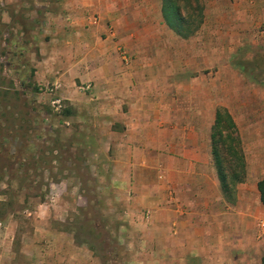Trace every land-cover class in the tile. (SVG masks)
Listing matches in <instances>:
<instances>
[{
    "label": "crops",
    "instance_id": "1",
    "mask_svg": "<svg viewBox=\"0 0 264 264\" xmlns=\"http://www.w3.org/2000/svg\"><path fill=\"white\" fill-rule=\"evenodd\" d=\"M209 3L188 39L165 26L160 0L44 6L35 79L66 101L79 97L63 91V80L81 83L84 92L91 86L89 103L108 125L96 138L106 161L112 155L119 264H261L264 257L257 237L264 77L234 62L241 49L264 51V0ZM218 107L233 119L246 165L234 204L223 198L211 154ZM20 253L24 264H104L72 230L47 219L23 239Z\"/></svg>",
    "mask_w": 264,
    "mask_h": 264
},
{
    "label": "rangeland",
    "instance_id": "2",
    "mask_svg": "<svg viewBox=\"0 0 264 264\" xmlns=\"http://www.w3.org/2000/svg\"><path fill=\"white\" fill-rule=\"evenodd\" d=\"M50 1L0 0V264L25 263L21 242L45 219L87 241L104 264H119L112 155L106 161L96 138L108 125L89 103L92 89L63 80V91L79 97L66 101L54 85L35 79L43 9ZM209 1L203 0L207 15ZM234 60L264 77V51L241 49ZM53 214L64 221H51Z\"/></svg>",
    "mask_w": 264,
    "mask_h": 264
},
{
    "label": "trees",
    "instance_id": "3",
    "mask_svg": "<svg viewBox=\"0 0 264 264\" xmlns=\"http://www.w3.org/2000/svg\"><path fill=\"white\" fill-rule=\"evenodd\" d=\"M160 14L165 26L177 37L188 39L200 29L203 23V0H160ZM70 114L68 109L63 110V115L69 116ZM3 141L4 137L0 133V154ZM210 145L213 165L223 198L226 202L234 204L236 186L246 178V165L236 126L230 114L223 107H218L216 110L215 120L211 127ZM1 169H5V165L2 164ZM257 189L260 202L264 204V180L258 182ZM80 242L86 243L91 250L94 249L87 241ZM261 264H264V257L261 259Z\"/></svg>",
    "mask_w": 264,
    "mask_h": 264
},
{
    "label": "built area",
    "instance_id": "4",
    "mask_svg": "<svg viewBox=\"0 0 264 264\" xmlns=\"http://www.w3.org/2000/svg\"><path fill=\"white\" fill-rule=\"evenodd\" d=\"M261 34L264 35V29H261ZM121 57L123 59L124 62H127L128 61V57L125 55L124 52H121ZM83 90H89L90 89V84H86L83 86L82 88ZM54 103H58V101H53L52 104ZM257 237L259 240L263 241L264 242V217L262 218H259L257 220Z\"/></svg>",
    "mask_w": 264,
    "mask_h": 264
}]
</instances>
